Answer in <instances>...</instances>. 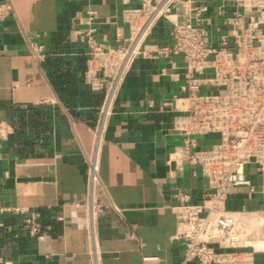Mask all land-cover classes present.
Wrapping results in <instances>:
<instances>
[{
	"label": "crops",
	"instance_id": "0c3cea01",
	"mask_svg": "<svg viewBox=\"0 0 264 264\" xmlns=\"http://www.w3.org/2000/svg\"><path fill=\"white\" fill-rule=\"evenodd\" d=\"M237 0H188L182 20L200 5L216 32L219 12ZM0 255L4 264H183L174 208L201 204L211 189L198 167L184 162L178 114L164 109L180 95L182 58L141 55L118 95L100 149L96 245L89 235L88 157L105 93L86 83L91 31L116 46L129 36L122 11L139 0H0ZM223 11V10H222ZM162 21L144 50L170 41ZM33 45L43 46L35 54ZM175 74L178 78L175 79ZM199 139L205 138L199 136ZM197 173V176L194 175ZM256 186L261 177L248 170ZM264 208L261 194L235 188L230 211ZM32 224L38 232L32 234ZM259 230V229H258ZM256 243L264 241L257 231ZM190 264H197L192 262ZM252 264H264L255 246Z\"/></svg>",
	"mask_w": 264,
	"mask_h": 264
},
{
	"label": "built area",
	"instance_id": "2783aa9c",
	"mask_svg": "<svg viewBox=\"0 0 264 264\" xmlns=\"http://www.w3.org/2000/svg\"><path fill=\"white\" fill-rule=\"evenodd\" d=\"M139 1V6L122 11L129 30L123 42L110 46L99 42L91 31L85 33V81L105 93L97 124L91 129L94 147L87 159L92 243L102 210L97 202L100 149L122 84L141 55L180 57L184 63L181 92L164 109L178 114L174 128L184 137L181 159L198 167L211 189L201 204H191L185 196L183 204L174 208L175 240L184 247L183 264H252L256 233L260 229L264 233V208L230 211L227 200L240 187L264 199V0H237L234 10L223 8L216 32L206 24L204 5L182 20L178 10L188 0ZM11 10L10 4L0 5V20ZM162 21L171 25L170 41L145 51L148 38ZM29 46L35 54L43 51V46ZM248 170L261 177L259 187L247 178ZM38 230L32 224V234ZM94 255V264H100L96 247ZM0 264H4L1 255Z\"/></svg>",
	"mask_w": 264,
	"mask_h": 264
},
{
	"label": "bare ground",
	"instance_id": "6f19581e",
	"mask_svg": "<svg viewBox=\"0 0 264 264\" xmlns=\"http://www.w3.org/2000/svg\"><path fill=\"white\" fill-rule=\"evenodd\" d=\"M255 246H256L257 249H259V248L260 249H262V248L264 249V241H260V242L256 243Z\"/></svg>",
	"mask_w": 264,
	"mask_h": 264
},
{
	"label": "rangeland",
	"instance_id": "374dc122",
	"mask_svg": "<svg viewBox=\"0 0 264 264\" xmlns=\"http://www.w3.org/2000/svg\"><path fill=\"white\" fill-rule=\"evenodd\" d=\"M258 248H259V247H258ZM259 250H264V249H263V248H262V249L259 248Z\"/></svg>",
	"mask_w": 264,
	"mask_h": 264
}]
</instances>
